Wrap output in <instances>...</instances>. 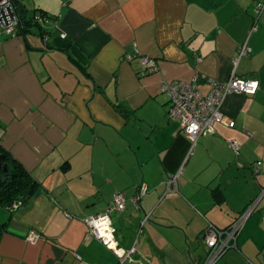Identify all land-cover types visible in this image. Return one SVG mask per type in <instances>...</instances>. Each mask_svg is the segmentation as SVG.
<instances>
[{"label": "crops", "instance_id": "obj_1", "mask_svg": "<svg viewBox=\"0 0 264 264\" xmlns=\"http://www.w3.org/2000/svg\"><path fill=\"white\" fill-rule=\"evenodd\" d=\"M16 2L26 20L40 12L55 19L0 31V147L37 187L16 210L0 205V264H119L82 222L117 192L126 209L112 216L114 236L120 248H135L123 264H201L207 223L229 226L264 189V10L255 17L264 0ZM248 34L251 52L236 72L258 89L227 94L221 111L234 125L217 124L193 144L167 119L161 86L198 74L195 86L207 95L205 78H228ZM136 49L157 61L156 71L125 59ZM180 168L177 191L166 192ZM140 184L146 193L135 207ZM263 213L264 195L236 248L215 264H264Z\"/></svg>", "mask_w": 264, "mask_h": 264}, {"label": "built area", "instance_id": "obj_2", "mask_svg": "<svg viewBox=\"0 0 264 264\" xmlns=\"http://www.w3.org/2000/svg\"><path fill=\"white\" fill-rule=\"evenodd\" d=\"M14 4L12 0H0V8L11 6ZM264 10V2L257 4L255 8V14L258 15ZM7 23L0 22V31L5 32L8 35L15 34V25L19 23V17L13 16L10 19L8 16ZM256 18L250 29L253 31L256 27ZM37 23H45L49 21L47 16L37 14L35 16ZM61 37H65L64 33H60ZM248 36L245 40L238 45L237 54L232 59V71L228 78L224 82H218L212 78H205L210 84L211 89L207 95H203L195 86L194 81L203 78L196 74L192 81L174 80L164 82L161 86V91L168 97V106L166 110V116L169 121L177 122L179 130L183 132L193 144L201 136L210 135L215 131L217 124L226 123L227 126L232 127L234 122L225 120L224 114L221 111V104L223 99L229 93H238L245 95H253L258 89V81L254 78H246L237 74L236 67L239 60L250 54L251 48L248 43ZM44 42L49 39L48 35H44ZM126 60H131L134 57H138L140 62L144 66L145 72H154L157 70V61L151 57L143 56L139 54L136 49L134 54L126 53L124 55ZM200 61L201 58H196ZM230 146L235 150L238 149V145L235 142H230ZM259 164V162H258ZM172 173L168 176L166 181V192L177 191L176 180L181 172ZM258 168H254L257 171ZM146 193L145 184H140L135 194L130 198L132 204L135 207L139 206L141 198ZM264 195V189L261 190L259 197L248 205L246 209L227 227L219 228L212 223H207L202 232V239L206 246V254L201 264H215L216 261L230 248H236L237 236L248 217L251 215L255 208L256 202ZM21 205L19 201H14L11 205L12 210L18 209ZM126 209V198L123 193L117 192L113 196L111 203L108 207L95 215L82 218L91 233L97 240H99L106 248L113 250L119 258V264H123L125 261L134 260L135 248L132 247L128 250H124L117 245L114 232L115 228L112 224V216ZM66 217L72 218V215L64 210ZM264 221V214L262 215ZM38 233L34 230H30L26 236V241L34 243L38 239ZM142 260V258H140Z\"/></svg>", "mask_w": 264, "mask_h": 264}, {"label": "trees", "instance_id": "obj_3", "mask_svg": "<svg viewBox=\"0 0 264 264\" xmlns=\"http://www.w3.org/2000/svg\"><path fill=\"white\" fill-rule=\"evenodd\" d=\"M16 6V0H12ZM17 9V6H16ZM18 11V9H17ZM19 14V23L22 32H25V26L38 25L35 21V16L32 20H26L22 17V14L18 11ZM43 16H47L49 19H55L54 17L48 15L47 13L40 12ZM41 27V26H40ZM40 35L50 36V32L44 30L43 28L40 31ZM48 42V40H47ZM46 42V43H47ZM0 151L5 154V161L7 162L6 171L0 173V205L8 208L10 211H13L11 205L14 201H19L21 204L26 200V198L35 192L37 189L36 184L30 174L21 166V164L10 157L7 152H5L1 147ZM4 224H0V229Z\"/></svg>", "mask_w": 264, "mask_h": 264}, {"label": "water", "instance_id": "obj_4", "mask_svg": "<svg viewBox=\"0 0 264 264\" xmlns=\"http://www.w3.org/2000/svg\"><path fill=\"white\" fill-rule=\"evenodd\" d=\"M14 15L19 17L18 11L14 4H11V6L8 5L5 8H0V22L3 21L4 23H7L6 17L8 16L10 19H12ZM6 167H7V162L5 161V154L2 151H0V173L5 172Z\"/></svg>", "mask_w": 264, "mask_h": 264}, {"label": "rangeland", "instance_id": "obj_5", "mask_svg": "<svg viewBox=\"0 0 264 264\" xmlns=\"http://www.w3.org/2000/svg\"><path fill=\"white\" fill-rule=\"evenodd\" d=\"M0 208H1V206H0ZM2 209H4L3 207H2ZM264 214V213H263ZM262 214V215H263ZM2 219H3V216H2V214H1V212H0V223L2 222Z\"/></svg>", "mask_w": 264, "mask_h": 264}]
</instances>
